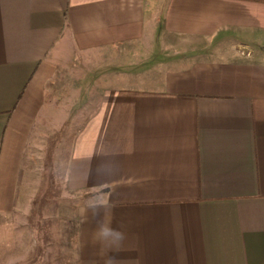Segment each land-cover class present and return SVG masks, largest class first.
Masks as SVG:
<instances>
[{
  "label": "crops",
  "instance_id": "crops-1",
  "mask_svg": "<svg viewBox=\"0 0 264 264\" xmlns=\"http://www.w3.org/2000/svg\"><path fill=\"white\" fill-rule=\"evenodd\" d=\"M64 54L95 56L82 106ZM50 183L78 198L54 263L264 264V0H0V264H34Z\"/></svg>",
  "mask_w": 264,
  "mask_h": 264
},
{
  "label": "rangeland",
  "instance_id": "rangeland-1",
  "mask_svg": "<svg viewBox=\"0 0 264 264\" xmlns=\"http://www.w3.org/2000/svg\"><path fill=\"white\" fill-rule=\"evenodd\" d=\"M151 40L152 39H149L146 43H139L138 45H152L153 43ZM132 48L136 47H128L125 53L121 52V50H116L112 55L97 54L95 60V56L93 55L64 54L60 56L61 59H59L60 61H58L54 72L56 74L55 76L61 80V85L57 87L62 89L61 91L64 89L65 94H70L73 90L77 94L81 93L82 101L80 103L82 106L86 102H83V100L87 98L89 78L94 74L93 71L90 70L92 61L94 60L97 62V70L95 71L96 77H104V62L106 60L119 62V60L123 59L125 61L124 63L128 65L125 71L128 70V73H135L137 69L133 65L141 59L146 62L147 58L144 57V54L139 53L138 50L133 51ZM109 71H111V69ZM120 71L121 70H117V73H120ZM138 71L142 70L139 69ZM68 83L69 86L67 85ZM52 185L53 183H50L48 197H46L44 195L45 192H43V197L34 199V204L39 205V210L42 209L43 212L36 215L20 216V221L29 220L27 224L32 228L34 264H61V262L54 263L51 261L50 252L53 248H56L59 253L64 251L66 255L70 252L71 248V246L64 245V243L67 244L69 241V236L64 237V234L67 236L70 230L72 218L75 216L73 211L76 209L78 198H72L68 195L67 191L64 195L60 188L56 189L52 187ZM84 198H86V196L82 194L80 197L81 202L84 201ZM45 205L48 206L46 212H44L45 208L41 207ZM17 221H19L18 218ZM8 222V219H2L0 222V225L5 227V229L2 228V226L0 228V244L3 246H0V253H2V249L5 251L4 259L8 257ZM49 240L53 242L56 241L57 246L51 245Z\"/></svg>",
  "mask_w": 264,
  "mask_h": 264
},
{
  "label": "clouds",
  "instance_id": "clouds-1",
  "mask_svg": "<svg viewBox=\"0 0 264 264\" xmlns=\"http://www.w3.org/2000/svg\"><path fill=\"white\" fill-rule=\"evenodd\" d=\"M98 236L103 238L104 240H108L109 238H111L113 242H120L124 239L123 232L116 229H112L103 223L100 226ZM105 264H118V262L113 257H109L105 261Z\"/></svg>",
  "mask_w": 264,
  "mask_h": 264
}]
</instances>
